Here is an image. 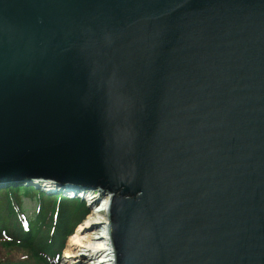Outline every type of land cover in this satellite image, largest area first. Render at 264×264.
Returning <instances> with one entry per match:
<instances>
[{
    "label": "water",
    "instance_id": "1",
    "mask_svg": "<svg viewBox=\"0 0 264 264\" xmlns=\"http://www.w3.org/2000/svg\"><path fill=\"white\" fill-rule=\"evenodd\" d=\"M108 195L115 264H264V0H0V188Z\"/></svg>",
    "mask_w": 264,
    "mask_h": 264
},
{
    "label": "trees",
    "instance_id": "2",
    "mask_svg": "<svg viewBox=\"0 0 264 264\" xmlns=\"http://www.w3.org/2000/svg\"><path fill=\"white\" fill-rule=\"evenodd\" d=\"M78 202L59 194L47 196L32 186L0 188V264H26L28 259L53 264L87 212ZM9 257L15 258L10 261Z\"/></svg>",
    "mask_w": 264,
    "mask_h": 264
},
{
    "label": "bare ground",
    "instance_id": "3",
    "mask_svg": "<svg viewBox=\"0 0 264 264\" xmlns=\"http://www.w3.org/2000/svg\"><path fill=\"white\" fill-rule=\"evenodd\" d=\"M76 194V199L84 202L85 193L80 191ZM108 204L109 197L106 195L101 206L94 208L86 221L81 226H78L79 228L69 236L66 249L63 253L65 264H76V262L82 260H84L83 264H115L114 252L108 233ZM86 252L89 253V256ZM80 253L81 256H78ZM88 257H92L93 260H88Z\"/></svg>",
    "mask_w": 264,
    "mask_h": 264
},
{
    "label": "rangeland",
    "instance_id": "4",
    "mask_svg": "<svg viewBox=\"0 0 264 264\" xmlns=\"http://www.w3.org/2000/svg\"><path fill=\"white\" fill-rule=\"evenodd\" d=\"M85 200H84V207H87V212H84V214L82 213V215H81V217H80V219L76 222V224H75V226L73 227V230H72V233H74L75 231H76V229H78L79 227L78 226H81L82 224H83V222L84 221H86V219L88 218V215L89 214H91V211H93L94 209H92V207H94V202H92V197H90V194L88 193V194H85ZM104 199H105V196H100V198L99 199H97L98 200V204H100L101 205V203L104 201ZM78 200V199H77ZM97 200H96V202H97ZM79 201V200H78ZM80 202V201H79ZM78 202V203H79ZM87 202H89V204L87 203ZM91 202H92V204H91ZM102 215H104V214H102ZM102 215H101V217H102ZM71 233V234H72ZM96 233H98V232H96ZM69 239V237L68 238H66V240L64 241V245H63V248H62V250L59 252V254H58V257L57 258H55L53 261H52V263L53 264H65V262H64V250L66 249V246H67V240ZM2 255H3V253H1ZM86 254L89 256V253H87L86 252ZM78 256H81V253L80 254H78ZM13 258H15V257H9V260L11 261V260H14ZM18 259H23V258H20V257H18ZM93 260V258L92 257H88V260ZM67 260H69V259H67ZM78 260H80V259H78ZM77 260V261H78ZM16 261V260H15ZM23 261V260H22ZM26 262H28V263H26V264H35L33 261H31V260H29L28 259V261H26ZM90 262H92V261H90ZM17 263H18V261H17ZM84 263V260H82V261H80V262H76V264H83Z\"/></svg>",
    "mask_w": 264,
    "mask_h": 264
}]
</instances>
